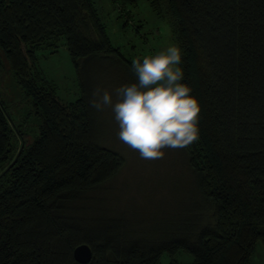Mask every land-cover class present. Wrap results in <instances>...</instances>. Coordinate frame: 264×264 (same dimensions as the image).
Instances as JSON below:
<instances>
[{"label": "trees", "instance_id": "16d2710c", "mask_svg": "<svg viewBox=\"0 0 264 264\" xmlns=\"http://www.w3.org/2000/svg\"><path fill=\"white\" fill-rule=\"evenodd\" d=\"M146 2L170 27L176 99L152 82L156 61L112 45L91 0H0V70L20 110L14 122L0 96V264H250L258 243L264 253V0ZM59 44L77 75L80 61L111 55L139 83L198 207L157 209L135 222H151L146 237L128 229L106 197L125 158L95 137L80 78L79 96L61 102L36 67L34 51ZM81 243L85 263L71 255Z\"/></svg>", "mask_w": 264, "mask_h": 264}, {"label": "rangeland", "instance_id": "374dc122", "mask_svg": "<svg viewBox=\"0 0 264 264\" xmlns=\"http://www.w3.org/2000/svg\"><path fill=\"white\" fill-rule=\"evenodd\" d=\"M91 1L112 45L127 59H144L150 65L156 61L155 72L159 77L153 76L152 82L156 86L160 82L176 99L174 47L166 18L156 16L146 0ZM118 3L127 11L128 19L125 14L116 18ZM124 18L126 23L121 25ZM34 55L37 69L52 84L59 101L70 102L79 96L80 78L89 96L95 137L100 144L122 153L125 158L106 197L109 204L124 207L128 220L125 225L136 237H146L151 222L142 227L135 222L154 217L155 221L157 209L169 210L177 202L182 207L186 205L184 209L194 203L198 207L200 200L183 152L173 139L159 132L156 109L149 103H153L152 99L134 78L126 76L113 56L100 57L87 64L80 61L77 75L63 44L53 52L37 49ZM17 93L10 75L5 69L0 70V96L14 122L20 113L14 105ZM98 206L101 207V203ZM261 250L258 243L250 264H264Z\"/></svg>", "mask_w": 264, "mask_h": 264}, {"label": "water", "instance_id": "95a60500", "mask_svg": "<svg viewBox=\"0 0 264 264\" xmlns=\"http://www.w3.org/2000/svg\"><path fill=\"white\" fill-rule=\"evenodd\" d=\"M71 255L76 262L85 263L89 260L90 249L86 244L81 243L72 249Z\"/></svg>", "mask_w": 264, "mask_h": 264}]
</instances>
